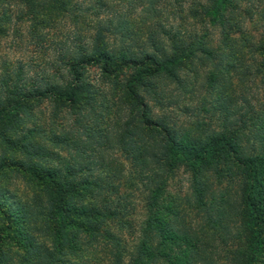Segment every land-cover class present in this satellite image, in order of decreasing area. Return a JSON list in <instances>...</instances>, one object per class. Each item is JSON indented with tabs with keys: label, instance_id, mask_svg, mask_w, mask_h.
Masks as SVG:
<instances>
[{
	"label": "trees",
	"instance_id": "1",
	"mask_svg": "<svg viewBox=\"0 0 264 264\" xmlns=\"http://www.w3.org/2000/svg\"><path fill=\"white\" fill-rule=\"evenodd\" d=\"M138 1L141 0H0V37L8 35L16 25L15 21L36 20L43 24L50 20L49 24L63 15L73 25L80 26L82 17H97L99 13L93 11L98 8H102L107 15L118 17L119 21H125L122 17L130 15L133 18L132 15H135L137 19L134 21H138V25L130 26L127 30L130 33L132 29H140L141 24L148 26V32L139 42L145 51L137 50L138 54L127 44V36L120 38L117 49L116 44L111 45L103 25L94 34L83 32L86 34L82 37L80 30L78 39L85 41L86 37L90 38L92 48L88 50L83 45L82 51L67 60L60 57L57 77L52 76L49 80L42 77V86H34L36 89L31 91L20 87L12 89L8 83L9 79L21 80L25 77L26 71L23 73L20 70L24 63L19 61V65L0 66L2 125L5 117L18 119L20 113L30 110L34 101L40 103L43 100H53L61 103V107L69 108V115L64 118L70 116L83 121L80 118L85 105L83 100H88L84 93L90 86L85 76L87 67L99 68L102 75L114 78L126 69L141 68L140 73L147 76H134L124 91L127 101L130 99L129 103L142 110L140 119L144 127L137 125L132 127V132L127 130V135L138 137L125 146V150L136 152L131 153L133 160L140 163L139 167L135 165L138 170L134 175L144 178V218L141 223L135 227L131 221L136 206L134 200H127L129 194L121 195L115 182L100 172L96 174L98 156L102 155L97 152L106 141L94 142L91 147L78 150L80 154L77 156H80L92 149L90 154L95 157L87 166L81 163L77 167L71 163L70 170L65 169V173L43 172L42 169L46 168H40L35 162L4 159L0 164V177L8 174L6 168L15 166L27 170L35 179L37 189H40L28 201L19 203L14 200L12 208L4 204V198L0 196V215L6 224L0 228V247L3 248L5 241V237L2 238L5 228L12 231L11 239L17 247L15 251H8L7 257L6 251L1 252L0 264H223L218 259L222 252L221 246H216L218 241L228 246L238 240L246 243L255 238L257 244H264V7L257 6L253 0H144L140 7ZM121 5L126 6V10L117 11ZM175 16L180 20L178 25L173 22ZM109 18L107 16L106 19ZM191 22L194 26L197 23L202 25L201 30H193ZM248 22L253 26L256 22L262 24L258 44L254 36L245 34ZM218 26H222L224 31L229 30L226 40L230 39L233 43V47L229 48L226 42L230 53L224 70L234 72L238 66L246 68L245 60L247 55H251L252 66H255L252 75L260 76L263 98L252 103L243 98L244 94H237L240 97H236L228 114L237 112L240 125L232 124L230 130H221L220 126L209 129L204 122H198L182 132L180 128L184 126L171 124L167 114H153L145 98H141L139 89H150L154 86L152 80L160 75L176 81L178 71L183 68L188 72L194 69L196 74L200 69L205 70L202 66L215 57L214 52L219 51L212 37L213 30ZM172 31L175 32L172 34ZM235 34L242 36V44L231 39ZM172 35L177 39L170 40ZM198 36L199 40H195ZM97 42L98 48L94 46ZM66 47H62V51ZM256 53L261 56L260 60ZM202 59L207 60L198 67L197 62ZM185 62L189 66H185ZM248 78L249 73L242 74L241 85ZM55 80L63 84H55ZM230 88L232 92L233 88ZM162 93L163 90H155V99L160 100ZM88 101L91 102L92 98ZM249 115L253 116L252 122ZM61 116L62 112L54 109L53 117ZM126 124L128 128L131 123ZM135 130L138 133H133ZM92 136H89L91 141ZM0 137L11 142L5 132ZM105 168L110 171L118 169L113 165ZM181 168L191 173L195 208L203 213L197 226L185 215L184 204L172 197L176 195L168 190L171 179ZM235 178L242 188L240 193L232 194L235 197L231 200V191L221 192L218 187L212 188L213 179L218 183L226 180L229 183ZM209 188L211 193H208ZM46 190L51 195L47 198L42 197ZM205 196H210L208 199L213 204H206ZM233 202L237 205L232 206ZM21 207L28 211H23ZM239 219L240 225L232 224ZM129 233L134 235L130 244L125 240Z\"/></svg>",
	"mask_w": 264,
	"mask_h": 264
},
{
	"label": "rangeland",
	"instance_id": "2",
	"mask_svg": "<svg viewBox=\"0 0 264 264\" xmlns=\"http://www.w3.org/2000/svg\"><path fill=\"white\" fill-rule=\"evenodd\" d=\"M253 2L257 6L262 5L264 7V0H253ZM138 3H140L138 5L140 7V5L144 4V0L138 1ZM126 8V6L121 5L116 10L120 11V9H123L124 11ZM93 12L99 13L97 17H95ZM93 12V18L91 15L82 17L80 26L73 25L63 15L49 24L50 20H46L43 24L38 23L36 20L15 21L16 25L8 32V35L0 37V66L3 67L4 64L12 66L14 63L18 64L21 61L24 63V67L20 70L23 73L26 71L27 75L25 73V77L21 80L11 79L10 81L9 79V86L12 89L20 87L31 91L42 84V77H45L46 80H49L52 76L57 77L56 72L60 66L61 59L67 60L68 57L76 55L77 52L82 51L81 46L83 45L88 50L92 48V40L90 38L86 37L84 41L78 39V36L81 34L82 37L88 32L94 34L98 31L97 28L99 26L102 27V25L106 31L105 35L108 37V42L113 46L116 44V49L119 46L120 38L127 36V44L132 46V50L136 54L139 51H145L139 42L148 32V26L143 27V24H141V28L137 31L133 29L131 33L127 31L130 26L132 28V25H138V21H134V19H137L135 15H132L133 18L130 15V17H122L125 21H119L118 17L115 18L113 14L107 15L102 8H98L97 11ZM137 15H140V13ZM107 16H110V18L106 19ZM176 17H174L175 19L173 18V22L178 25L180 20L178 21ZM263 17L264 14L262 15ZM90 20L91 24L89 26ZM190 25L193 30L195 28L196 30H201L202 25L198 23L195 25L196 27L192 22ZM261 25L257 22L254 26L250 22L245 24V34L254 36V41L257 44ZM178 27L181 28L182 25L179 23ZM221 27L218 26L216 29L212 27L214 29L212 37L219 47V51L217 53L214 52L213 56L215 57L208 59L209 61L202 59L197 62V66L200 67L206 61L205 65L202 66L206 68L205 70L200 69L196 74L194 69L192 72H188L183 68L178 71L176 81L169 79L166 75H160L152 80L153 87L150 89H139L141 98H145V102L151 108L152 113L158 116L167 114V119L171 124L184 126L180 128L182 132L187 131L193 123L198 122H204L209 129L217 128V126H220L221 130L229 129L232 124L238 126L240 124L237 112L228 114V110L234 107L233 104L237 100L236 97H240L237 94H244L243 98H247L252 103H255L257 99L263 98L260 76L252 75L255 66H252L251 55H247L245 60L246 68L238 66L234 72L233 70H224L228 54L230 53L226 48V42L228 41L229 48L233 47V43H230V39L226 40L229 30L224 31ZM80 30L81 33L78 34ZM85 31L86 33H83ZM123 32L128 34L122 35ZM174 32L172 31V34ZM241 37L235 34L232 35L231 39H236L242 44ZM173 38L177 39L176 36L172 35L170 40ZM199 38L200 36L195 38V40H199ZM170 43L172 44L171 41ZM64 44L67 47L62 51ZM94 46L98 48V42ZM238 47L240 48V46ZM162 56H164V51H162ZM256 56L260 60L261 56L258 53H256ZM220 61L223 62L220 63ZM185 66H189V63L185 62ZM83 71L85 70L83 69ZM140 71L141 68L126 69L122 75L114 78L102 75L99 68L87 67L85 76L90 86L86 88L84 96L88 100L92 98V101L83 100L85 105L80 116L83 121L70 116L64 118L67 114L69 115V108L61 107V103L53 100H43L40 103L34 101L30 106V110L24 114L23 112L20 113L18 119L10 116L5 117L4 124L0 123V134L3 133L4 135L5 132L6 138H9L11 142L8 143L5 137H0V164L3 163L4 159L8 160L10 158L16 162H35L40 168H46L42 169L43 172L47 170L65 173V169L70 170L71 163L77 167L81 166V163L87 166L91 164V158L94 159V155L90 154L92 149L85 151L86 155L80 156H77V154H80L77 152L78 150L91 147L94 142L106 141L105 146L97 152L98 155L99 153L102 155L101 157L98 156L99 163L95 167L96 174L98 175L100 172L102 176L115 182L119 186L121 195L129 194L128 201L132 202L134 200L136 210L131 221L137 227L144 218V203L142 201L144 196L142 191L144 178L141 179L138 175H134V172L137 174L136 170H138L135 165L139 167L138 165L140 164L133 160V154L136 152L125 150V146L130 140H136L138 136L132 138L131 135L126 134V131L130 130L129 132H132L134 130L132 127L137 125L141 128L144 126L140 119L142 110L136 104L129 103L130 99L129 102L127 101L124 91L134 76L140 77L143 75L141 76L142 78L147 77ZM243 71L244 73H249V78L241 85L240 77L244 74ZM18 72L19 70L16 71V74ZM64 75L68 76L67 73H64ZM54 83L63 84L59 80H55ZM228 84L233 88L232 92ZM155 90L158 92L163 90L160 100L155 99ZM2 95L4 96V91H2ZM238 101L240 103L241 99ZM54 109L56 111L60 110L63 117H53ZM252 118L253 116L249 115V121L252 122ZM126 123H131L130 127L126 128ZM71 133L72 135H70ZM133 133H138V131L135 130ZM78 134H81V136ZM92 134L93 139L91 141L89 136ZM124 140L126 141L124 142ZM12 145H14L15 149L12 148ZM112 165L118 167V169L110 171L105 168ZM6 170L8 174L0 177V196H3L4 204L8 207L12 208L15 206L12 203L14 200L22 203L34 198L33 196L39 193L40 188L37 189L38 185L35 179L27 170L23 171L15 166L6 168ZM129 174L130 176H127ZM134 177H136V180H134ZM61 179L65 181L63 176ZM213 183V190L218 187L221 192H224V190L231 191L230 200L235 197L232 194L240 193L242 188L237 178L229 183L228 180L218 183L213 179ZM168 190L176 195L172 197L177 198L178 202L184 204L186 207L185 215L189 216L192 224L197 226L201 222L200 214L202 215L203 213H199L198 208H195L196 198L194 196V187L191 183V173L186 168L177 170L174 178L169 183ZM208 193H211V188H209ZM48 196L51 195L47 194L46 190L45 196L43 195L42 197L47 198ZM209 197L205 196V202L207 201L206 204L211 205L213 203L208 199ZM232 204V206L237 205L236 202ZM21 208L23 211H28V209ZM242 210L243 207L241 208ZM234 222L232 224L238 226L241 220L239 219L237 222L235 220ZM4 224L5 222L0 215V228H4L6 226ZM5 229L2 231V238L5 237V241L2 245L3 248L1 249L0 247V253L6 251L7 257V254L9 255L8 251H15L17 247H15V242L11 239L13 236L12 231H6ZM262 233L264 238V231ZM133 236L129 233L126 235L125 240L130 244ZM258 238L261 240V236H258ZM257 241L255 238L249 239L246 243L238 240L228 244V246L218 241L216 246L218 248L221 246L220 251H222L218 255L219 262L223 264H264V244H257ZM235 255L238 256L234 258Z\"/></svg>",
	"mask_w": 264,
	"mask_h": 264
}]
</instances>
